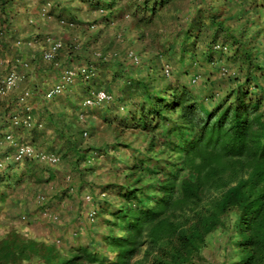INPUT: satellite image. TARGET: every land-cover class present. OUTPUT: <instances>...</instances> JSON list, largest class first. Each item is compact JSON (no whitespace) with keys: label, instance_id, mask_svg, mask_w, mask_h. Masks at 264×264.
<instances>
[{"label":"trees","instance_id":"obj_1","mask_svg":"<svg viewBox=\"0 0 264 264\" xmlns=\"http://www.w3.org/2000/svg\"><path fill=\"white\" fill-rule=\"evenodd\" d=\"M36 1L39 15L69 35L49 66L80 60L65 92L49 98L55 110L46 120L61 142L59 165L77 176L80 192L88 190L91 200L81 196L87 217L95 207L120 232L107 236L106 254L81 241L94 236L90 218L79 227L85 235L74 234L76 245L63 249L11 229L0 236V264H197L220 237L236 255L223 264H264V0ZM21 3L0 0V48L13 50L8 35L42 40V61L38 50L51 43L40 27L12 28ZM217 43L230 51L215 49ZM224 56L236 61L238 73L226 76L229 86L217 98L193 79L201 78L203 62ZM77 83L83 91L76 97L69 91ZM100 90L113 99L86 106ZM90 108L100 109L99 117ZM26 163L40 168L38 185L55 177L50 164ZM114 164L121 166L115 179L96 185L88 177ZM7 177L0 175L3 206L10 202V171ZM68 191L47 195L40 209L77 197Z\"/></svg>","mask_w":264,"mask_h":264},{"label":"crops","instance_id":"obj_2","mask_svg":"<svg viewBox=\"0 0 264 264\" xmlns=\"http://www.w3.org/2000/svg\"><path fill=\"white\" fill-rule=\"evenodd\" d=\"M23 38L24 37H20L18 42L11 44L13 48V50H11L12 52L8 49L0 48V87L12 71L20 72L23 77L16 85L8 88L7 92L0 97V156L7 160L5 168L0 170V175H4L6 176L4 179H8L7 173L10 171V174L13 176L12 186L8 185L9 181L6 182L7 194L10 195V202L5 206L0 203V224L3 225L8 223V225L11 224V226L16 225V223H14V216H16L21 209L28 210L34 208L35 211L29 216L31 221L29 222L30 224H28V226L25 225L26 228H22L21 233L31 238L43 240L50 230L42 226H48L51 222L43 216L41 209L37 207L39 204L36 198V192H41V186L45 185V183L38 185L35 182L36 174H40V168H36V164L29 166V163H26L28 160L14 162L11 159H7V157L13 155L17 150V146L23 143H31L39 149L56 153L61 157V155L57 153L59 148L58 145H60L61 142L57 138L54 126L50 125L46 120L50 110H55V106L51 103L46 94L54 84L61 80L62 74L66 68L62 64H57L55 67L49 66L51 63L47 62L43 57L47 49L46 47L38 50L41 51L40 53L43 60L41 61L40 58L37 59L36 40L24 41ZM224 58L226 57L224 56ZM230 63L235 65L236 61L232 59ZM61 66H63V68ZM205 69L209 71L208 73L212 72L208 66H206ZM209 76H211V74ZM209 82L211 84L213 83L212 80ZM228 86L229 84H226L223 89H226V87L228 88ZM27 92L29 93L27 94ZM221 95L222 93L218 95V97H221ZM48 107L49 109H47ZM28 114H32L34 117V122L31 126L25 125L23 121L16 123L17 120L23 119ZM10 134L13 135L14 142L8 140L7 137ZM58 165L59 164L52 165L54 166L52 168V173L55 177H59L60 174H62V167ZM17 170H19V172ZM23 173L24 175L21 181L16 182L18 176ZM75 195L76 194H74L73 197H65L64 199H58L52 202L55 208L59 209V214H62V218L70 220V227H64V232L65 230L67 231L65 234L68 236L70 246H74L76 245L75 243H77L73 238V232L70 231L71 227L76 230L78 224L85 227L88 223L86 218L87 214L85 215L87 210L80 211V206L74 203ZM36 208L39 210L36 211ZM83 230L84 229H82V231ZM2 232L3 230L0 229V236L7 233L4 231L5 233L3 234ZM82 233L85 235V231ZM81 239V241H83V237H81ZM29 264H36V262Z\"/></svg>","mask_w":264,"mask_h":264},{"label":"rangeland","instance_id":"obj_3","mask_svg":"<svg viewBox=\"0 0 264 264\" xmlns=\"http://www.w3.org/2000/svg\"><path fill=\"white\" fill-rule=\"evenodd\" d=\"M22 7H18L20 9V12L18 15H16V20H15V25H13V29L16 27V29H27V25L32 24V25H36L39 34L41 35V37L43 36V40L48 41L51 43L54 40H58L61 41L62 44L64 45H68L69 44V35L67 30L63 29H59L57 27L56 21L53 20V18L50 17H45L44 19L41 17V14L39 15L38 13V2L36 0H23ZM181 12L187 11V9L189 8V2H185L184 6L181 7ZM184 10V11H183ZM181 14V13H180ZM18 16V18H17ZM28 16V18H27ZM52 19V20H51ZM20 25V26H19ZM45 30V31H44ZM170 34H171V30L170 29H166ZM165 30V32H167ZM19 31V30H18ZM46 32V34H44ZM37 38V37H36ZM78 38V37H77ZM5 39H7L6 41H8L9 44H13L15 42H18V38L16 39H12L9 35L8 37L6 36ZM24 41H26L28 38H23ZM83 39V38H82ZM82 39H78L77 41L82 43ZM29 40V39H28ZM147 40V39H146ZM76 41V42H77ZM134 43H138V40H134ZM41 44H45L42 40H37L36 39V45L39 47ZM80 43H78L80 45ZM46 45V44H45ZM135 50L140 51L142 49V45L141 43L135 44V46L133 47ZM140 49V50H139ZM100 51H98L99 54ZM61 55V54H60ZM1 56V54H0ZM57 61H59V59H57ZM78 64H80V60H78L77 58L75 60H72L71 63H67L65 64V68L66 69H70V68H74L75 66H78ZM222 65H227L228 67H230L231 69V74L229 75H225L222 71ZM200 66V70L197 69L198 73L201 74V81L200 83H198L199 86H201L203 88V86L207 89H210V94L216 96L218 98V95H220L222 93L223 86L226 85L227 80L225 79L226 76H235L238 73V69L235 67V65H232L230 63V61L227 58H217L216 61L210 62L209 64H206L205 62L202 63V65ZM208 66L210 67V69L212 70L211 73H208L209 71H207V69H205V67ZM63 68V66H61ZM68 67V68H67ZM211 74V76H209ZM229 78V77H228ZM213 81V85L212 84H207L209 81ZM83 89H82V85H80L79 83H77V85H75L73 88L71 87V91H69V93L73 94L74 96H80V94L82 93ZM66 95V94H65ZM88 111H90L94 116L96 115V117H99L98 113L100 111V109H89ZM97 113V114H96ZM97 118V121H101V119ZM102 129V128H101ZM89 137V135H87ZM127 152V151H126ZM129 155H131L132 151L129 152ZM131 159V158H130ZM60 167H62V174H60L59 177H54L53 180L46 182L45 185L41 186V192H36V198L37 195H39L40 193L42 194H46V195H51V194H55L58 193L60 194V191H62L63 189L65 190H69L68 193H78L77 197L75 196V204H78L79 206L83 204V200H82V195L85 194L84 196H86L88 194V190L83 189L82 192H80V190L78 189L79 187V180L77 178V176L72 173L69 168L65 165H58ZM117 169H121V166L119 164H114L113 166H105V167H98L96 168L95 172L91 173L88 175V177L92 176L95 181V184L98 185L100 181H103L104 183L111 181L113 179H115L116 175L119 174V171ZM81 184V183H80ZM87 187V186H86ZM79 190V191H78ZM59 191V192H58ZM68 197H72V196H68ZM38 205V204H37ZM36 205V206H37ZM83 208L82 209H86V207H84V204L82 205ZM89 206V205H88ZM39 207V206H37ZM49 207H51V213H57L61 218H62V214H59V209L55 208L54 204H49ZM40 209V207H39ZM38 209V210H39ZM36 208V211H38ZM87 210V209H86ZM35 211L34 208L32 209H28V210H24L21 209L18 214L16 216H14V223H16V225L11 226V224L8 225V223H5L3 225L0 224V229L3 230V234L5 232H8L11 229H20L22 232V227H25L26 224H30L29 222L31 221H23L21 216L24 214H27L29 216L32 215V213ZM84 211V210H83ZM88 211V210H87ZM86 211V212H87ZM85 212V215H86ZM109 216H106V218H102L99 217L98 215L96 216V218L94 220H90L94 225H95V232H94V236H84L83 240L84 243L86 245H89L92 249L94 250H99V251H103L106 252V254H109L111 252V248L106 244V239L108 238L107 236L109 234H116L120 232L119 227H111L110 224H108L107 219ZM86 218H89V216ZM67 218H63L61 219V222H57V223H50L48 226H42L44 228H48L50 231L48 232V234L45 235L44 239L51 241V242H55L60 248H64V247H68L70 246V242L68 239L67 231L65 230L64 232V227L68 226L70 227L69 224H65V220ZM110 219V218H109ZM89 221V220H87ZM118 226V225H117ZM76 230L73 229V227H71L70 231L73 232V238L77 237L74 234L78 233V237H81L83 235V231L78 228V227H82L78 224V226H76ZM80 229V230H78ZM5 231V232H4ZM64 234V235H62ZM106 237V238H105ZM83 242V241H82ZM227 243L225 242V239L220 237V238H216L214 239L207 248H204L202 250V260L201 262H198L197 264H223L225 257H228L229 259L235 258V250L233 249L232 245H228V247L226 246ZM226 249H228L226 251ZM231 263V262H230ZM29 264V263H28ZM40 264V263H39Z\"/></svg>","mask_w":264,"mask_h":264},{"label":"built area","instance_id":"obj_4","mask_svg":"<svg viewBox=\"0 0 264 264\" xmlns=\"http://www.w3.org/2000/svg\"><path fill=\"white\" fill-rule=\"evenodd\" d=\"M62 45L63 44L61 41H58V40L52 41L49 48L46 50V52L44 54L45 59L48 61H53L56 57L58 50L62 47ZM214 48L217 50L225 51V52L230 51V49L227 45H224L221 43H217L214 46ZM81 71H85V68H83ZM222 71L225 75L231 74V69L227 65H222ZM76 75H77V71L74 68L66 69L62 74L61 80L58 83L54 84L47 91V94H46L47 97L53 98L55 96L63 94L65 92L66 88L69 86V84L75 79ZM21 78H23V77L20 74V72L12 71L8 75V77L5 80V82L3 83V85L0 87V97H2L7 92L8 88H11L14 85H16L17 82ZM199 79H200V77L196 76L193 80H194V82H196ZM28 93L29 92H27V94ZM111 99H113V96L111 94H109L108 92H106L104 90H100V91L93 92L92 96L85 100L84 104L86 106H94L96 104H100L103 102L110 101ZM20 121H23V123L25 125L31 126L34 122V117L32 116V114H28L23 119L17 120L16 123H20ZM85 135H88V133L85 132ZM7 138H8V140L14 142L13 135L10 134V135H8ZM7 159H11L14 162H23L25 160H38L40 162L47 163L50 165H57L61 161V157L58 154L39 149L31 143L19 144L17 146L16 152L13 155L8 156ZM6 161L7 160L4 159V157L0 156V170L5 168ZM87 198L89 200H91L90 195H87ZM37 200H38V203L40 205H45V203L47 201V195L41 193L37 196ZM43 213H44V215H47V216L49 215L51 220H53V221H58L60 218L58 214L50 213L49 210H47L45 208L43 209ZM96 215H97V210L95 207H93L89 211L88 216L90 219L94 220L96 218ZM21 218L24 221L30 220V217L27 214L22 215Z\"/></svg>","mask_w":264,"mask_h":264},{"label":"clouds","instance_id":"obj_5","mask_svg":"<svg viewBox=\"0 0 264 264\" xmlns=\"http://www.w3.org/2000/svg\"><path fill=\"white\" fill-rule=\"evenodd\" d=\"M38 201V200H37ZM39 204V203H38ZM40 205V204H39ZM42 211V213H43V210H41ZM51 210H49V212H50ZM51 213V212H50ZM55 214H57V213H55ZM29 216V215H28ZM43 216L45 217V218H47L49 221H51V222H57V221H53V220H51V218H50V216L48 215H44V213H43ZM97 216V215H96ZM22 217V216H21ZM24 221V220H23ZM30 221V220H29Z\"/></svg>","mask_w":264,"mask_h":264}]
</instances>
